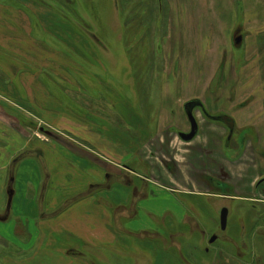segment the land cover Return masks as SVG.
Instances as JSON below:
<instances>
[{
    "label": "rangeland",
    "instance_id": "obj_1",
    "mask_svg": "<svg viewBox=\"0 0 264 264\" xmlns=\"http://www.w3.org/2000/svg\"><path fill=\"white\" fill-rule=\"evenodd\" d=\"M238 27L236 48L230 32ZM14 39L18 52L31 44L33 62L11 70L26 73L33 94L28 103L19 78L21 93L1 81V96L22 109L1 115L70 147L71 133L89 135L97 160L113 162L97 198L120 231L79 254L84 262H264V204L255 200L264 198L263 181L249 188L264 178V0H0V45ZM30 70L41 72L30 80ZM188 100L199 104L201 123L192 141L180 136L191 130ZM223 116L236 127L230 143L212 119ZM153 198L168 209L154 211Z\"/></svg>",
    "mask_w": 264,
    "mask_h": 264
},
{
    "label": "crops",
    "instance_id": "obj_2",
    "mask_svg": "<svg viewBox=\"0 0 264 264\" xmlns=\"http://www.w3.org/2000/svg\"><path fill=\"white\" fill-rule=\"evenodd\" d=\"M233 31L230 32L231 42ZM29 45L28 50L27 44L21 45L24 52H18L15 39L0 45V82L4 83V91L15 93L19 90L21 93L22 87L14 80L19 78L23 83L27 75H18L11 67L33 62ZM6 66L8 68H4ZM40 72L30 70L29 79ZM23 86L30 88L24 100L31 103L29 96L33 94V85L23 83ZM40 89L42 94H48L43 93L45 88ZM71 93L76 103L89 109L90 101L86 97L81 99L75 92ZM7 106L9 110H22L0 93V264H96L90 260L84 262L79 254L96 252L98 239L110 241L114 227L120 231L119 225L114 223L112 210L100 204L97 198L98 190L105 189V181L111 177L112 160L104 157L100 162L97 160L96 151L87 144L89 135L82 139L77 133H71L72 147L39 137L17 115L10 112L1 115L2 108ZM242 113L240 111L239 116ZM256 118L257 114L247 117L249 121ZM75 121L80 125L77 118L71 122ZM125 155L120 154V158ZM261 181L260 190L264 193V178L258 176L253 177L250 190L254 191ZM260 199L255 198L264 204V198ZM151 205L154 211L163 208L156 198ZM257 238L255 234L254 242Z\"/></svg>",
    "mask_w": 264,
    "mask_h": 264
},
{
    "label": "water",
    "instance_id": "obj_3",
    "mask_svg": "<svg viewBox=\"0 0 264 264\" xmlns=\"http://www.w3.org/2000/svg\"><path fill=\"white\" fill-rule=\"evenodd\" d=\"M234 41H235V45H237V46L241 45L242 41H243L242 35H237L234 38ZM195 105H196L195 101H189L185 104V110H186L188 119H189L190 124H191V130L187 133H181V135H180L181 138L185 141H190V140L194 139L198 133V130H199L198 121H197V119L193 113V106H195ZM220 220H221L222 229H226L227 223H228V209H223V211L221 213Z\"/></svg>",
    "mask_w": 264,
    "mask_h": 264
},
{
    "label": "flooded vegetation",
    "instance_id": "obj_4",
    "mask_svg": "<svg viewBox=\"0 0 264 264\" xmlns=\"http://www.w3.org/2000/svg\"><path fill=\"white\" fill-rule=\"evenodd\" d=\"M230 120H232V119H229L226 116H223L221 118L220 117L218 118V121L221 122V123H223L227 127V129L229 130V135L227 137L228 138L227 139V143H230L232 141L233 136H234V133H235V129H236V127L231 124ZM237 136H238V139H237L238 140V143L239 144H243L245 137L242 136L240 133H238Z\"/></svg>",
    "mask_w": 264,
    "mask_h": 264
},
{
    "label": "trees",
    "instance_id": "obj_5",
    "mask_svg": "<svg viewBox=\"0 0 264 264\" xmlns=\"http://www.w3.org/2000/svg\"><path fill=\"white\" fill-rule=\"evenodd\" d=\"M219 185H221V184L219 183Z\"/></svg>",
    "mask_w": 264,
    "mask_h": 264
}]
</instances>
